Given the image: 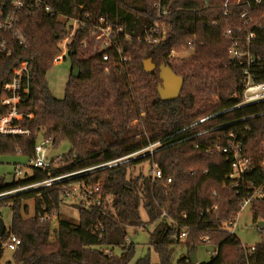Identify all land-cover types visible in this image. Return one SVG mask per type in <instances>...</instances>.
<instances>
[{"label":"trees","instance_id":"trees-1","mask_svg":"<svg viewBox=\"0 0 264 264\" xmlns=\"http://www.w3.org/2000/svg\"><path fill=\"white\" fill-rule=\"evenodd\" d=\"M47 1L55 12L38 11L27 16L28 46H18L12 57L0 61V100L2 81L11 77L19 62L29 61L32 79L28 110L34 113L26 123L31 135L0 136V155H13L20 149L29 159L38 139L53 140L54 145L67 141L70 150L62 155L61 166L53 172L56 175L125 157L156 141H161V145L153 154L111 168L1 198L0 217L1 209L10 206L12 230L22 240L13 260L7 264H130L137 251L132 237L127 242L132 236L131 227L142 225L147 230V223L153 221L157 225L150 233L149 254L138 258L135 264H193L191 248L197 252L206 246L204 236L219 246V252L197 264H264V239L254 250L242 248L236 236L221 228L223 222L240 210L246 184L252 181L256 185L264 184L260 166L264 161V100L191 126L201 117L242 101L246 67L255 82L264 81V17L257 25L249 23L258 13H264V0L240 4L232 0H161L169 12L165 18L167 33L156 44L139 40L147 26L156 20L153 5L156 0ZM244 10L248 14L242 17ZM101 18L123 28L124 32L114 39L121 56H127V60H121L115 49L110 51V61H104L100 51L85 50L83 42L90 38L92 27ZM72 19L86 24L69 41L72 73L65 96L59 99L49 88L47 73L55 65L54 57L61 51V40L70 32ZM229 28H240L233 36L254 56L255 61L250 65L232 60L229 48L233 40L226 35ZM250 32L255 37L246 40ZM125 33L130 37L126 39ZM191 44L194 54L189 61L184 60L180 66L169 60L174 49ZM148 53L169 64L187 81L177 99H161L159 69L151 74L144 70L143 60ZM75 67L80 68L79 77L73 76ZM106 68L108 72L104 73ZM212 84L219 93L217 99L207 94ZM4 111L0 103V115ZM135 119L139 122L130 124ZM219 125L223 126L195 136ZM230 133L236 141H242L243 154L255 161V167L245 174L238 191L227 178L231 166L226 155L205 150L206 145L215 144L218 139L225 141ZM139 134L142 135L138 137ZM146 161L157 163L165 177H172V183L154 182L142 173L129 174L131 168ZM47 177V172L34 169L33 176L26 180L7 182L0 178V194ZM100 180L107 208L105 213L94 215L93 221L100 222L103 228L94 233L90 228L93 214L83 204L78 205L79 222L68 219L60 207L67 199L64 187L79 181L93 184ZM33 196L35 214L28 216L29 207L24 200ZM214 205L216 209L206 211ZM142 210L148 217L147 223L142 219ZM253 210L255 220H264V201L255 202ZM39 213H57L58 225L53 226V220L41 221ZM186 226L188 235L180 238ZM4 239L5 236L0 238V260ZM177 246L186 252L176 256ZM107 248L112 250L111 255L105 254ZM151 250L158 257L157 263L151 260Z\"/></svg>","mask_w":264,"mask_h":264},{"label":"built area","instance_id":"built-area-1","mask_svg":"<svg viewBox=\"0 0 264 264\" xmlns=\"http://www.w3.org/2000/svg\"><path fill=\"white\" fill-rule=\"evenodd\" d=\"M249 1L250 0H244L243 3ZM260 1L261 0H255L257 3ZM153 5L157 11L156 20L148 25L144 30V33L139 37V40L143 39L150 44L159 43L166 37L165 31L163 29L165 18L169 14L167 9L164 8L163 2L161 0L154 1ZM38 11L44 12L46 14H53L55 9L51 6V4L48 3L47 0H0V61L5 58L12 57L18 46H28L29 38L25 30V19L27 16H33ZM247 14L248 11L244 10L241 13V16L244 17ZM88 18L89 15H87L86 19ZM85 24L86 22L84 23L82 20H70V32L60 42L61 51L54 57L55 65L62 63V61L66 58V55L69 52V41L71 40L75 31ZM238 31H240V28L235 30L229 28L226 32V35L233 40V44L230 49L231 58L232 60L240 62L244 60L242 64H246L248 66L255 61V58L249 50L242 51L239 45V39L233 36V32ZM123 32L124 30L122 27L114 26L107 18H101L92 27L91 36L90 38H86L84 40L83 46L87 47L88 49H92L91 52H102L104 61H110L112 59L110 53L112 49L116 50V52L120 55L121 60H127V56H121V49L114 39ZM124 36L126 39L130 37L127 33H125ZM254 37V33L250 32V34L246 37V40H251ZM93 41L100 45L99 50H96V46ZM244 71L247 74L245 81L248 84H246L247 88L245 100L233 107L208 116H204L192 123L191 126L204 123L208 119L226 111L264 100V81L255 82L252 78V75L248 74L246 68ZM31 79L32 76L30 72V63L29 61L24 60L19 62L18 65L12 69L10 78L2 81V95L0 103L5 108V111L0 115V136L12 137L31 135L32 130L26 124L28 120L34 117V113L28 110V104L30 102ZM207 131H202L197 135L204 134ZM52 144L53 140L50 139L36 140L34 145V154L29 158V166L33 170L39 169L47 172L48 177L43 180L22 185L18 188L1 193L0 199L9 195L18 194L20 192L36 190L43 187H51L53 185L60 184L70 177L88 174L102 168H111L125 161L136 159L146 154H153L158 150V147L161 145V141L153 142L147 147L125 157L117 158L97 166L56 175L53 172L56 170V168L61 166L63 156L59 155L57 157L50 158L49 149ZM242 146V141H236L233 133H230L229 137L225 141L218 139L215 144L205 146V150L211 154L221 152L222 154L226 155V161H228L231 166V172L229 175H227V178L230 179L231 186L237 189V191L240 189V182L244 179L245 174L251 172L253 167H255V161L251 157L243 154ZM17 152L21 153V150L18 149ZM260 166L264 171V161L260 164ZM16 171L18 170L16 169ZM149 172L150 173L148 176L151 177L154 182L162 181L164 185H169L173 181L172 177H165L163 170L157 163H152ZM22 173L23 171L21 170L16 172L17 175H21ZM64 189L66 198L71 199L73 202L83 204L86 210L93 214V219L90 222L91 230L94 233L101 231L103 229L101 227V223L98 222L97 224L93 220L96 212L99 211L104 213L107 208L102 194V180L93 184L79 181L77 183L71 184L67 188L64 187ZM243 195L244 196L242 198L240 210L236 212L232 219L225 221V226L226 224H229L228 228H226V232L230 236H237L235 233L236 221L241 210L247 206H252L255 202L264 201V184L260 183L259 185H256L253 181L247 183L243 188ZM216 208L217 205H214L208 208L206 211L210 212ZM39 215L41 221L53 220L54 222V220L58 218L57 213H53L52 215L39 213ZM222 226V228L225 227L224 224H222ZM184 228L185 229L179 234L180 238H184L188 235L189 227L186 226ZM262 233L264 235V231ZM4 236L5 239L1 243L3 250L5 248H8L14 252L19 250L22 240L12 230V228H7L5 230ZM202 240L207 244L211 241V238L209 236H204ZM127 241H130V237L127 238ZM238 241L242 248L247 249V246L243 244L239 238ZM214 246L216 248L212 249V251L209 253L210 257L216 256L219 252V246ZM255 248L256 246H252L251 248L249 247L251 250H254ZM104 252L105 254H112V250L109 248L105 249Z\"/></svg>","mask_w":264,"mask_h":264},{"label":"rangeland","instance_id":"rangeland-1","mask_svg":"<svg viewBox=\"0 0 264 264\" xmlns=\"http://www.w3.org/2000/svg\"><path fill=\"white\" fill-rule=\"evenodd\" d=\"M232 1H233V3L240 4L241 2L243 3L244 0H241V1L232 0ZM263 17H264V13L263 14L258 13L256 18L254 17L255 19L253 18L254 20H250L249 23H251L252 25L253 24L257 25ZM165 26H166V24L164 23V29L163 30L165 31V35H166L167 31H166ZM93 43L96 46V50H99L100 45L98 43H96L95 41H93ZM239 45H241V43ZM84 48L88 52L92 53L91 52L92 49H88L87 47H84ZM230 49H231V46L229 48V54H230ZM241 49H242V51H244L243 47H241ZM95 52H98V51H95ZM192 54H194L193 45L192 44L191 45H185L181 48L174 49L170 55L169 60L172 61L173 63H177L178 65L181 66V64L184 62V60H186V59H188L187 61L190 60V58L192 57L191 56ZM154 60L158 64L162 63L156 59H154ZM243 62H244V60L242 62L239 61L238 63H240L242 65ZM71 67H72V61H71L70 56L67 54L66 58L62 61V63H60L58 65H54L47 73V80L49 83V88H50L52 94L59 99H62L65 96L66 85H67L68 80L70 78V75L72 73ZM246 69H247V72L249 74V70L247 67H246ZM107 72H108V69L106 68L104 73H107ZM205 73H206V70H204V74ZM131 78L136 79L135 76H131ZM160 81H161V79L159 80L158 85H159ZM211 82H207V83L210 84ZM246 84H247V82L245 81V83H244L245 88H244V94L242 97V101L245 100V98H246V88L248 85V84L247 85ZM186 85H187V81H185L183 89L186 88ZM207 94L210 95L214 99L218 98L219 93L215 89V84H212V86L210 87V91L207 92ZM233 96L236 97L237 93H234ZM241 102H239L238 104H240ZM142 114H144V112H142ZM138 122L139 121L135 119V120H132L130 124H137ZM221 126H223V125L208 128V129H205L204 131L215 130ZM180 131H183V130H180ZM141 135L142 134H139L138 137H140ZM195 136H197V134ZM228 137H226V139ZM242 145H243V143H242ZM69 150H70V144L67 141H62L58 144H55V145L52 144L50 146L49 156H50V158H54V157H57L59 155H63L64 153H67ZM151 165L152 164L149 161L141 162V163L137 164L134 168H131L129 171V174L132 176H136V175H139L142 173V174L148 176V174L150 173L149 170L151 168ZM16 169L18 171H16ZM19 170L23 171V173L21 175L16 174V172H19ZM33 172H34V170L29 166V159L27 157L23 156L21 153L17 152L16 154H13V155H10V154L0 155V178H5V180L7 182H13L14 180L15 181L26 180L29 177L33 176ZM104 199H105V197H104ZM24 204L29 207L28 216H33L35 214V196L27 198L26 200H24ZM75 205H79V203L73 202L71 199L67 198L62 203V205L60 207V212L62 214H64L68 219H70L74 222H79L80 214H79L78 208ZM1 212H2L1 217L5 222L6 229L12 228L11 227L12 212H11L10 206L3 207L1 209ZM98 212H96V213H98ZM141 214H142L141 216H142L143 221L146 223L149 222L148 217H147L144 210L141 211ZM94 218H95V216H94ZM261 220H263V219H261ZM258 221H260V219L255 220V218H254L253 205L243 208L237 217L236 228H235V233L237 235L236 238L237 239L239 238L241 240V242L247 246V248H249V247L251 248L252 246H256L258 243H261L262 240L264 239V235L262 233L264 231V228H262V229H260L261 227L259 228ZM58 222H59L58 218H56L53 222V226L56 227L58 225ZM225 223L226 222H223L222 224H224V226H225ZM147 224H148L147 230L144 229V226H142V225L136 226L134 228L131 227V235L132 236H129V237H130V241L133 239L134 242L137 243V251H136L135 258L133 259V261L130 264H135V262L138 258L144 257V256L149 254L150 233L154 230L157 223L153 221L152 223L150 222ZM228 225L229 224H226V226L224 227L225 230H226V228H228ZM134 231H136V232L133 233ZM131 237H132V239H131ZM130 241H127V242H130ZM214 248H216V247L213 244H211V242L207 243L206 246L200 247L197 250V252H198L197 255H198L199 260L200 261L208 260L210 258L209 253ZM177 251L178 252H177L176 256H179V254L182 252L183 253L186 252V250L183 247H179V246H177ZM13 255H14V251H12L8 248H5L3 250V255H2V258L0 260V264H7V262L12 261ZM150 255H151V260L154 263H157L158 257L156 255V253L151 250Z\"/></svg>","mask_w":264,"mask_h":264},{"label":"water","instance_id":"water-1","mask_svg":"<svg viewBox=\"0 0 264 264\" xmlns=\"http://www.w3.org/2000/svg\"><path fill=\"white\" fill-rule=\"evenodd\" d=\"M144 70L148 73H154L157 69H159V77L161 79L158 85V93L162 100L171 101L177 99L184 87L185 78L179 74H177L169 64L162 62L160 65L154 60L153 55L151 53L146 54L143 60ZM80 68L75 67L73 70V76L79 77ZM77 208L78 205H75ZM258 226L264 228V220L258 221ZM6 225L2 217H0V237H2L5 233ZM191 262L193 264H197L199 262V258L197 252L194 247L191 248L190 252Z\"/></svg>","mask_w":264,"mask_h":264}]
</instances>
